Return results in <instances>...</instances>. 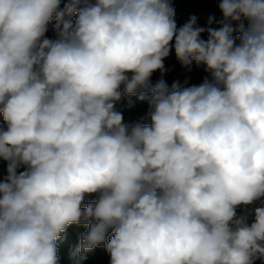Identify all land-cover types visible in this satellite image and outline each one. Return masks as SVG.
Masks as SVG:
<instances>
[{
	"label": "clouds",
	"instance_id": "1",
	"mask_svg": "<svg viewBox=\"0 0 264 264\" xmlns=\"http://www.w3.org/2000/svg\"><path fill=\"white\" fill-rule=\"evenodd\" d=\"M218 8L0 0V264H264V0Z\"/></svg>",
	"mask_w": 264,
	"mask_h": 264
},
{
	"label": "rangeland",
	"instance_id": "2",
	"mask_svg": "<svg viewBox=\"0 0 264 264\" xmlns=\"http://www.w3.org/2000/svg\"><path fill=\"white\" fill-rule=\"evenodd\" d=\"M63 5V4H62ZM187 4H184V0H173V7L175 9V19L177 22V25H183L186 23L189 18L191 17L190 11L187 9ZM168 59L176 61L175 58V53L174 50L168 57ZM167 65V64H165ZM172 66H174L172 64ZM176 68V66H174ZM133 101V107L129 108L128 105V99H122L121 101L117 102L116 104V109L120 112H122L123 117H124V122L128 124H132L135 122H143V123H150L149 118L147 117V110L148 106L146 102H140L137 100L136 97L131 98ZM134 119V120H133ZM2 122V121H0ZM3 165H0V168H2ZM95 197H90L89 199H94ZM82 231V230H81ZM77 229L75 228H70L68 232V238L67 240L70 241L71 247H73L77 241ZM110 238V237H109ZM65 240H63L61 243H63ZM62 244H60V252L62 259L66 260L67 253L69 251H65L64 249L61 248ZM98 257V262L95 264H109L110 261V256L108 252L106 251L105 247H99L95 248L91 253H89V258L85 262V264H94L92 261L93 257L97 259Z\"/></svg>",
	"mask_w": 264,
	"mask_h": 264
},
{
	"label": "trees",
	"instance_id": "3",
	"mask_svg": "<svg viewBox=\"0 0 264 264\" xmlns=\"http://www.w3.org/2000/svg\"><path fill=\"white\" fill-rule=\"evenodd\" d=\"M184 4H187L186 6H187V9L191 13V17L195 16L197 18V24L199 26H206L207 20L210 16H214L217 19L221 17V12L218 8V0H184ZM62 6L63 5H61V7ZM52 23H54V21ZM51 27H52V24L50 23L49 32L47 34L48 36L53 35L51 31ZM165 64H167L166 67L173 68V70L164 77L169 87H171V84L175 80H179L182 83L186 74L184 70L181 68V66L179 65V63L177 61L167 58L165 60ZM172 64L176 66V68H174ZM188 75L191 76V79L189 82L191 85V84H199L202 81L203 77L206 75V73L203 71L202 68H196L194 66L193 71ZM159 78H160V74L158 72L153 74L152 76L153 86ZM80 230H83V229H80ZM61 244H62L61 248L64 249L65 251H69L72 248L70 241L67 239ZM97 248L99 249V247ZM90 262H94V264L97 263L98 257L97 259L93 257L92 261Z\"/></svg>",
	"mask_w": 264,
	"mask_h": 264
}]
</instances>
